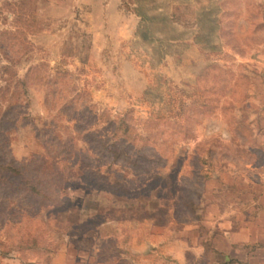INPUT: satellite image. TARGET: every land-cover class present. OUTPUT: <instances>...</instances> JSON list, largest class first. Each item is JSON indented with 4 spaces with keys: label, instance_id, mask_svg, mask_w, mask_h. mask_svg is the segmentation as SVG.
I'll use <instances>...</instances> for the list:
<instances>
[{
    "label": "rangeland",
    "instance_id": "374dc122",
    "mask_svg": "<svg viewBox=\"0 0 264 264\" xmlns=\"http://www.w3.org/2000/svg\"><path fill=\"white\" fill-rule=\"evenodd\" d=\"M155 2L183 23L155 24L163 40L147 42L136 0H0V157L22 161L38 138L58 135L73 151L59 154L72 156L63 167L77 169L68 173L66 208L51 220L0 187V264H114L116 256L99 255L110 239L135 264H230L236 256L233 264H264V0ZM119 118L137 145L151 136L164 151L148 171L191 187L194 212L179 190L158 221L130 220L170 194L101 151L108 121ZM84 161L123 177L131 192L103 191L80 173ZM110 210L125 218L111 222L115 230L87 225ZM25 228L37 231L42 250H17Z\"/></svg>",
    "mask_w": 264,
    "mask_h": 264
},
{
    "label": "trees",
    "instance_id": "16d2710c",
    "mask_svg": "<svg viewBox=\"0 0 264 264\" xmlns=\"http://www.w3.org/2000/svg\"><path fill=\"white\" fill-rule=\"evenodd\" d=\"M146 1L147 0H136L135 7L133 8V11L140 17L137 33L147 42H153L155 40L162 41V38L153 36L152 27L155 24L171 26L174 29V25L183 23V21H181V18H179L180 16L175 14V12L167 13V11L163 10V6H159L155 2L156 0H150V2H154V4L149 7L145 3ZM200 21H202V24H205L203 18ZM209 21L213 23V27L216 26V18H211ZM178 37V35L174 34L169 39L175 40ZM21 84L24 85L25 82L21 80ZM108 124L109 128L111 127L110 136H108L106 140H102L99 146L101 151L111 158L110 164L119 161L129 162L135 170L138 169L144 171V173H148L149 177H147V179L152 178L163 181L162 185L168 188V193L170 194L167 196V199L165 197L164 203L159 200L155 205V209L151 212L146 211V213H142L144 216L141 218H131L130 220L158 221L161 212L168 213L170 211V203H172L174 196L179 190H181L179 199L182 206L194 212L196 202L195 198L192 196L191 187H186L187 184L180 185L179 178L177 176L173 178L171 175L172 172L157 174L148 171L149 165L166 160L164 151L158 149L159 147L156 148L157 145L155 142H151V136L145 137L142 145H137L134 141L129 139L131 129L124 118H119L118 120L110 119ZM59 139L60 137L56 135L49 143H45L43 140L39 141L38 138L39 149L31 151L22 161H18L15 158L14 160L4 161L0 157V187L9 192L10 190H14L16 193L23 195L25 199H29L28 202L31 204L35 203L45 208L46 213L43 217H46L48 220H51L50 218L52 215L53 218H57V215L66 208L65 205H67L69 201L65 195L68 187V179L70 177L68 173L72 171L77 172V169L72 164L68 172L66 171L67 166L63 167L62 161L64 159H72V156L63 158L59 154L66 153L70 155L71 153L73 154V151L69 149L70 146L61 143ZM150 150L152 151L151 155L147 152H144V154L141 153L142 151ZM81 166L83 167H80L79 170L80 173L84 175V178L89 179L91 182H94L96 179L98 183L96 185L103 191L115 195H120L122 193L128 195L131 192L124 182L123 177L118 175L111 176L109 168L104 172L101 168L89 165L85 161ZM151 183L153 182L148 181V185ZM156 191V195H159L160 188ZM30 200H33V202ZM124 219V217H117L113 214V211L110 210L107 216L102 220L95 223L90 222L87 223V225L92 228L99 227V229L104 228L107 230L113 227L111 222L115 220L122 222ZM112 229L115 230V228ZM118 244L117 240L110 239L108 246H104L99 255L102 257H109V255L116 256L115 258L117 259L113 260L115 261L114 264H135L121 257L122 253L129 254V251L118 247ZM111 246H113V249L110 248ZM16 247L17 250L21 252H39L42 250L43 244L37 231L25 228ZM111 260V258H106L105 262L110 264ZM30 264L34 263L30 262Z\"/></svg>",
    "mask_w": 264,
    "mask_h": 264
},
{
    "label": "crops",
    "instance_id": "0c3cea01",
    "mask_svg": "<svg viewBox=\"0 0 264 264\" xmlns=\"http://www.w3.org/2000/svg\"><path fill=\"white\" fill-rule=\"evenodd\" d=\"M186 252H187V250H185V255H186ZM264 254V253H263ZM225 256H227V255H225ZM176 257H178L177 259H180V257L179 256H176ZM226 258V257H225ZM232 262H235V263H237V256L236 257H234V260H232L231 262H230V264H233ZM227 264V263H226Z\"/></svg>",
    "mask_w": 264,
    "mask_h": 264
}]
</instances>
